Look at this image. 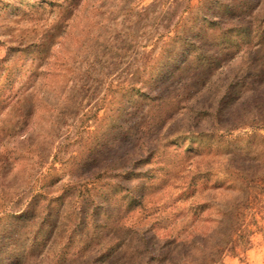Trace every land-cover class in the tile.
Masks as SVG:
<instances>
[{
    "label": "rangeland",
    "instance_id": "1",
    "mask_svg": "<svg viewBox=\"0 0 264 264\" xmlns=\"http://www.w3.org/2000/svg\"><path fill=\"white\" fill-rule=\"evenodd\" d=\"M0 264H264V0H0Z\"/></svg>",
    "mask_w": 264,
    "mask_h": 264
}]
</instances>
